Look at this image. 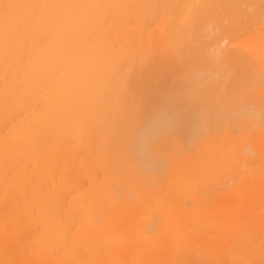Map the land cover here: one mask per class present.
Segmentation results:
<instances>
[{
  "label": "bare ground",
  "instance_id": "6f19581e",
  "mask_svg": "<svg viewBox=\"0 0 264 264\" xmlns=\"http://www.w3.org/2000/svg\"><path fill=\"white\" fill-rule=\"evenodd\" d=\"M109 1L0 0V264H264V0Z\"/></svg>",
  "mask_w": 264,
  "mask_h": 264
},
{
  "label": "rangeland",
  "instance_id": "374dc122",
  "mask_svg": "<svg viewBox=\"0 0 264 264\" xmlns=\"http://www.w3.org/2000/svg\"><path fill=\"white\" fill-rule=\"evenodd\" d=\"M113 1V2H112ZM127 1V0H126ZM128 1H130V0H128ZM128 1H127V4L130 6V5H132V4H134V1L136 2V5H135V7H137L136 8V11H135V9L132 11L131 9V11H129V12H131L132 13V15H133V17H135L136 19H134V20H136L135 22H134V24H131L130 25V23H126V24H124V22H127L126 20H128V19H126L127 17L129 18V17H131L132 15L130 14H128L127 12V10H129L128 8L126 9V6H127V4H126V2H125V0H120V2H117L116 0H110L109 2H110V5L111 6H109V4L107 5V6H104V7H106V8H104V9H102L105 13L107 12V13H114V11L113 10H115L116 9V11H115V13L112 15V16H106L108 19H109V21L108 22H106L105 24H104V22H103V24L104 25H102V27L100 28V26H98L97 27V29H96V31L94 30V33L92 32V35L93 36H90L91 38L90 39H94V40H96V42L94 43L95 45H98L99 43H103V39H104V37H105V34H106V30L108 31V33H110V31H111V35H112V33H114V35H113V37H112V39L114 38V37H116V35H115V32H118V35H123L124 33H126L128 30L130 31H132V33L133 34H131V37H125L124 39H126V40H128V39H130L131 41H128V44H132L131 42H132V40L133 39H135V37L136 36H140V38H141V33H143L144 32V29L146 28H148V25H147V27H144L143 28V30H141V28L143 27V25L145 24V23H142V24H140L141 22V20H142V22H143V18H144V20L146 19V17L144 16L143 17V15H141V13H140V16H139V18H137V16L138 15H135V13H133V12H136V14H138L139 13V11L143 8V6H144V8L143 9H145L146 8V4H139L138 3V1L139 0H131L129 3H128ZM133 1V2H132ZM150 1V0H149ZM126 4V6H125V4ZM137 4H139V5H137ZM148 4H150V2H148ZM117 5V6H116ZM122 5V7H121V9H120V6ZM134 5H132V8L134 7ZM141 5H142V7H141ZM146 5V6H145ZM128 6V7H129ZM138 6H139V8H138ZM110 7H112V9L110 8ZM118 7V8H117ZM150 8H151V6H149ZM108 8H110L111 9V11H110V9H109V11L110 12H108L107 10H108ZM122 8H124V10L125 11H123V9ZM129 8H131V6L129 7ZM120 9V10H119ZM118 11L119 12H121V13H124V15L127 13V17L125 18L126 20H122V22L123 23H121V22H119V20H117L118 19V17L120 18V13L118 14ZM142 11V10H141ZM140 11V12H141ZM145 12V11H144ZM115 14L117 15L116 16V18H115ZM143 14V13H142ZM108 15V14H107ZM144 15H145V13H144ZM146 15H148V13L146 12ZM123 16V15H122ZM121 16V17H122ZM124 17V16H123ZM106 18V19H107ZM104 19V18H103ZM113 19L115 20L116 19V21H118V23H117V25L115 26V29H114V27H113V29H112V21H113ZM131 20H133V18L131 17ZM107 21V20H106ZM116 21H114L115 23H116ZM132 22V23H133ZM111 23V24H110ZM120 23V24H119ZM100 25L102 24L101 22L99 23ZM109 25H110V28L112 29V30H110V28H109ZM115 24L113 23V26H114ZM119 25V26H118ZM124 25V26H123ZM137 25H140L139 27L140 28H137L138 26ZM142 25V26H141ZM156 24H153L152 26H155ZM105 26V27H104ZM130 26V27H129ZM150 27H151V24L149 25ZM125 27H127L126 29H124ZM134 27V28H133ZM96 28V27H95ZM108 28V29H107ZM100 29V30H99ZM122 31H121V30ZM136 29H138L139 31L137 32V30ZM145 29V31L147 32H145V36H144V33L142 34L143 35V40L144 41H146V42H144L143 40H141V41H143L144 42V44L143 43H141V44H143L145 47H139V48H141V49H139V53L138 52H136V49H134V48H132L135 44H133V46L132 45H128V46H130L131 47V49H130V47H128L127 49H128V51H129V56H132V54H135V52H136V58H142V57H144V53L146 52H149L152 48L150 47V44L148 43L149 42V40H148V38H149V34H150V32H151V30H146ZM97 30H99L98 31V33L99 34H101L102 32H104V35H103V33L99 36H96V33H97ZM118 30H120V31H118ZM134 30V31H133ZM135 30H136V33H134L135 32ZM160 33H162V35L164 34V32H163V29H161L160 28ZM120 33V34H119ZM135 34H136V36H135ZM147 34V35H146ZM109 35V34H108ZM95 36H96V39H95ZM110 36V35H109ZM111 37H110V40H112L111 39ZM145 37V38H144ZM103 38V39H102ZM132 38V39H131ZM146 38H147V40H146ZM116 38H114V40H115ZM163 39V36L161 37V39L160 40H162ZM134 41V40H133ZM138 41H139V38H137V40H136V44L138 45ZM148 41V42H147ZM116 42V44L113 46L114 48L112 49L113 51L112 52H118V51H120V49L122 48V46H121V42H124V41H121V42H119V40H117V41H115ZM135 42V41H134ZM111 43H114V42H111ZM147 43L149 44V45H147ZM149 46V47H148ZM137 47V46H136ZM112 48V47H111ZM115 49H117V50H115ZM130 49V50H129ZM134 49V50H133ZM115 50V51H114ZM121 50H123V48L121 49ZM110 51H111V49H110ZM142 51V52H141ZM143 51H144V53H143ZM109 52V51H108ZM112 52H110V53H112ZM141 53V54H140ZM143 53V54H142ZM139 54V55H138ZM142 56V57H141ZM246 126V125H245ZM231 127V125H227L226 126V128L224 127V128H222V127H220V128H218V129H221L222 131H225V132H229L230 133V136L231 137H234L235 138V142H236V138L237 137H239V136H241V134L242 133H244V128L242 129V130H240V131H238V132H234V134L235 135H232V133H233V130H232V128H230ZM261 128H264V124H261V125H259V126H256V127H252V128H250L249 130H246V133H248V134H250L251 135V133L252 132H258ZM232 132V133H231ZM239 133V134H238ZM255 133H253V134H255ZM223 137V136H222ZM240 138V137H239ZM251 138H257V135L255 136H253V137H251ZM250 137H248L246 140L248 141L249 139H251ZM245 140V141H246ZM238 141V140H237ZM239 142V141H238ZM240 143L241 142H239V143H237L236 142V146H237V149L241 146L240 145ZM180 146H181V144H178L177 145V148L179 147L180 148ZM235 146V145H234ZM178 148V149H179ZM228 148H229V146H228ZM197 148H192V149H189V150H187V151H185V152H183V153H181V155L177 158V160L178 161H180V160H182V158L184 157V155L185 154H187V153H189V154H192V155H194V156H196L197 154L195 153L197 150H196ZM236 149V148H235ZM242 149H243V147H242ZM172 150H174V149H172ZM171 150V151H172ZM194 152V153H193ZM261 155V157L259 158V156ZM246 157H248L249 158V162H250V160H251V162H250V164L254 167V168H259L258 166L259 165H261V164H264V157H263V155L260 153V152H257V153H254V154H252V153H248V154H246L245 155ZM251 157V158H250ZM188 159H190V157H188L186 160H188ZM252 162H254V163H252ZM186 163V162H185ZM187 163H189V162H187ZM256 163V164H255ZM102 164V163H101ZM254 164V165H253ZM186 165V164H185ZM117 166V165H116ZM119 167H120V165H119ZM99 171V172H98ZM57 172V171H56ZM55 172V175H57V173ZM96 172H98L99 173V175H98V177H102V179H104V178H106V177H109V174L107 173V174H102L103 172H105V169L103 168H99V169H97V171ZM100 172H102L101 173V175H100ZM106 172H107V170H106ZM188 172V171H187ZM186 172V173H187ZM178 178H180V180L179 181H177V184L175 185V188H174V190H181V188L180 187H177L178 185H180L179 183H182L181 181H189L190 179L189 178H186V177H179L178 176ZM201 181H203V180H201ZM163 184V182L162 181H160L159 183H157V185H155V188H154V190L156 189V188H160V187H162L161 185ZM170 183H169V181H166L165 182V186L166 185H169ZM164 186V185H163ZM156 191V190H155ZM170 197L167 195V194H165V200H166V202L168 203L169 201H171V198L169 199ZM159 201L157 200V201H155V204H153V206H155V207H158V204H156V203H158ZM171 207H173V205H171ZM257 208H258V206H257ZM34 228V226L33 227H31V229L33 230V232L32 233H30L31 232V229L29 228V230L28 231H26L25 233H23L22 234V236L20 237V235H16V239H17V241H16V239L13 237L12 239L10 238V239H8V240H6L5 241V243H4V245L7 247L8 245H9V248L8 249H6V253H4V255L3 256H1V258H2V260L3 261H5L6 262V260L9 258V256L10 255H13L14 256V262H15V264H25V263H27V264H29V262H30V264H34L36 261H37V263H35V264H42L43 263V261L38 257V256H33V257H31L32 255H33V252L36 250V248H34V246H32V245H34L33 244V242H29L30 241V236L32 237L31 238V241L33 240L34 241V239H35V228ZM261 228H262V230L264 231V225L263 226H261ZM30 231V232H29ZM29 232V233H28ZM26 233H28V236H27V234ZM264 233V232H263ZM26 234V235H25ZM32 234V235H31ZM19 236V237H18ZM25 236V237H24ZM18 237V238H17ZM25 238L27 239V241L25 240ZM11 240H13V241H11ZM21 240V241H20ZM25 240V241H24ZM29 240V241H28ZM20 242V243H19ZM9 243V244H8ZM10 243H11V246H10ZM32 244V245H31ZM22 245V246H21ZM13 246V247H12ZM30 246H32L33 247V249H32V247L30 248ZM11 248V250H13L11 253H10V249ZM13 248V249H12ZM15 249V250H14ZM28 249V250H27ZM32 249V250H31ZM9 251V252H8ZM164 251V252H163ZM162 252L165 254V256L167 255V252H168V249L166 248V249H163L162 250ZM227 254H228V252H226ZM55 255L57 256L56 258H62V256H64V252H58V249L56 248V253H55ZM47 256V255H46ZM74 257V255L71 253V256H69V257H66L67 259V261H71L72 259H70L71 257ZM210 257H211V255H209ZM37 257L39 258L38 260H37ZM48 258H49V256H47ZM51 257V256H50ZM75 257H77L76 255H75ZM75 257H74V259H75ZM52 258V257H51ZM51 258H49L48 260H47V262L50 264H52L53 263V261H51L50 259ZM29 259H31V260H29ZM64 259H65V256H64ZM73 259V260H74ZM77 259V258H76ZM91 258L89 257V258H86L84 261H87V260H90ZM20 260V261H19ZM36 260V261H35ZM50 260V261H49ZM254 260V259H253ZM253 260H251V261H253ZM35 261V262H34ZM75 261V260H74ZM84 261H81V262H84ZM7 262H8V260H7ZM80 262V263H81ZM253 262H255V261H253ZM47 263V264H48ZM2 264H4V263H2ZM54 264H55V262H54ZM72 264H74V262H72ZM167 264H171V263H167ZM252 264H254V263H252Z\"/></svg>",
  "mask_w": 264,
  "mask_h": 264
}]
</instances>
